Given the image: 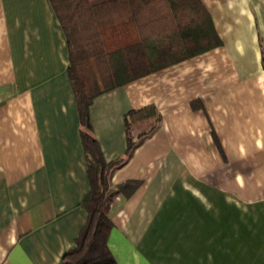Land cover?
<instances>
[{"label": "crops", "instance_id": "1", "mask_svg": "<svg viewBox=\"0 0 264 264\" xmlns=\"http://www.w3.org/2000/svg\"><path fill=\"white\" fill-rule=\"evenodd\" d=\"M199 3L219 46L88 106L105 162L127 147V111L161 119L110 176L138 181L108 203L116 264H264V0ZM62 33L48 0H0V264H60L87 214Z\"/></svg>", "mask_w": 264, "mask_h": 264}, {"label": "trees", "instance_id": "2", "mask_svg": "<svg viewBox=\"0 0 264 264\" xmlns=\"http://www.w3.org/2000/svg\"><path fill=\"white\" fill-rule=\"evenodd\" d=\"M65 39L66 73L74 96L89 189L80 201L86 217L72 249L60 264H116L107 246L113 226L107 207L114 194L128 196L138 181L112 186L110 176L140 142L158 127L152 105L124 115L125 151L121 158L103 159L91 135L87 110L92 99L150 72L169 67L219 46L209 13L199 0H48ZM123 30L130 31L129 33ZM149 123L131 138L129 130Z\"/></svg>", "mask_w": 264, "mask_h": 264}, {"label": "rangeland", "instance_id": "3", "mask_svg": "<svg viewBox=\"0 0 264 264\" xmlns=\"http://www.w3.org/2000/svg\"><path fill=\"white\" fill-rule=\"evenodd\" d=\"M142 131L145 132L147 129H148V125L144 126V125H141L140 126ZM134 139H136V136L134 135Z\"/></svg>", "mask_w": 264, "mask_h": 264}]
</instances>
